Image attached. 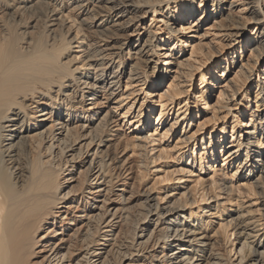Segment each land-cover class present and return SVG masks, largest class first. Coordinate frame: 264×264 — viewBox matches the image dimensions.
I'll list each match as a JSON object with an SVG mask.
<instances>
[{"label":"bare ground","instance_id":"6f19581e","mask_svg":"<svg viewBox=\"0 0 264 264\" xmlns=\"http://www.w3.org/2000/svg\"><path fill=\"white\" fill-rule=\"evenodd\" d=\"M0 264H264V0H0Z\"/></svg>","mask_w":264,"mask_h":264},{"label":"rangeland","instance_id":"374dc122","mask_svg":"<svg viewBox=\"0 0 264 264\" xmlns=\"http://www.w3.org/2000/svg\"><path fill=\"white\" fill-rule=\"evenodd\" d=\"M148 17H150V15L148 16ZM149 19V18H148ZM146 24H148V20H146ZM210 24V23H209ZM200 30H202V29H200ZM211 33H208V35H206V37H204V42H210L211 41V39L213 38V34L215 33V31H210ZM201 33H202V31H201ZM211 34H212V36H211ZM189 35H191V33H189V34H185V36L183 35V40H187V38L189 37ZM195 40H197V39H195ZM193 44H195V43H193ZM185 51H186V53H187V57L189 56V54H190V48L189 47H186L185 48ZM249 53L250 52H243V55L245 54V55H249ZM199 55V54H198ZM218 56V55H217ZM194 58H197L198 59V56H195ZM194 58H192V59H194ZM217 58H220V57H217ZM203 61V60H202ZM214 62H216V60L214 59V61L212 60V63H214ZM218 62V61H217ZM195 63V62H194ZM195 65H196V67H200L199 69H198V73L195 75V78L198 80V78L200 77V72H203V71H205L206 72V66H201L200 65V63L198 64V63H195ZM154 65L153 64H151V67H153ZM157 67H160V64H158L157 65ZM234 68H231L230 69V71H229V75H228V77L229 78H231V77H233V74H234ZM218 71H220V69H218ZM217 74L219 75V72H217ZM221 82V81H220ZM216 91V90H215ZM235 100H236V97H235ZM174 109H176V106L173 108V110ZM171 118V117H170ZM167 124H168V122L167 123H165L164 125H163V129H160L159 128V130H158V132H157V134H162V132H163V130H164V128L167 126ZM193 124H196V121L195 122H193ZM193 128V127H192ZM193 130V129H192ZM195 130V129H194ZM208 130L209 129H207V131L206 130H204V132L202 133L203 135H207L208 136ZM201 134V135H202ZM154 138H156V137H154ZM167 140L168 139H165V140H163L162 141V143H160V144H162L163 146H162V148H164V147H166V148H171L173 145H174V142L176 141V139L175 138H170L169 139V142H167ZM157 144H159V143H157ZM156 147H157V145H155ZM128 155L130 156L131 155V153L130 152H128ZM218 164H221L220 163V160L217 162ZM172 164H173V161H171V160H166V161H160V166H161V170H167V169H170V166H172ZM157 166V165H156ZM159 166V165H158ZM167 168V169H166ZM231 170V168H229L228 169V172ZM135 176V175H134ZM152 177H153V174L152 175H149L148 176V178L146 179V183L147 184H151L152 183ZM70 187V186H69ZM69 187H67V189H65V191H67L68 189H69ZM258 192V191H257ZM255 199H258L257 201H256V203L258 204L259 202H261L260 201V199H262V197L260 198H258V197H254Z\"/></svg>","mask_w":264,"mask_h":264}]
</instances>
